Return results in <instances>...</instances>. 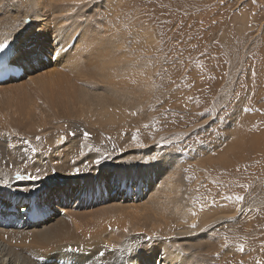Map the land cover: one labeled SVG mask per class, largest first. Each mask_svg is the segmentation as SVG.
I'll return each instance as SVG.
<instances>
[{
  "label": "bare ground",
  "instance_id": "bare-ground-1",
  "mask_svg": "<svg viewBox=\"0 0 264 264\" xmlns=\"http://www.w3.org/2000/svg\"><path fill=\"white\" fill-rule=\"evenodd\" d=\"M110 1L0 0V43L10 44L14 50L11 64L24 70L19 79L0 84V134L12 141L27 140L36 149L30 156L29 147L15 140L0 159V264H208L212 258L214 242L190 256L185 252L190 249L188 243L195 249L207 238L201 223L206 217L201 214L199 219L198 204L193 206L196 213L188 209L191 198L198 202L199 197L192 193L188 199V193L173 190V179L168 176L158 196L173 205L171 222L159 218L157 208V215H147L143 223L152 231L159 230L153 236L142 232L141 209L157 199L155 188L161 182L155 181L159 175L138 156L152 151L156 136L149 133L150 144L141 149L130 145L140 136L141 130L133 123L145 120L143 105L145 99L150 103L147 90L153 84L150 69H142L145 60L140 53L143 45L148 52L154 51L155 34L145 30L137 16V3L130 10L127 0ZM117 12L132 14L135 39L131 49L110 36V16ZM100 14L103 19L98 18ZM125 18L115 28L124 31L130 20ZM112 72H120L122 78L113 77ZM128 75L135 76L132 85L124 82ZM187 92L181 94L191 103L195 92ZM251 106L247 103L248 109ZM136 110L143 113L142 120L132 116ZM77 124L96 135V144L86 139L61 141L60 133ZM122 129L129 144H121L125 151L118 155L125 154L111 163L103 153L110 150L105 140L110 144V134ZM238 145L231 144L218 159L235 153L246 158L247 151ZM129 152L134 155H126ZM74 168H79L78 174ZM36 169H41L38 178L28 179L27 174L35 176ZM174 169L177 175L176 164ZM17 171L23 173L22 178H16ZM208 176L221 189L223 175ZM186 214L187 220L178 224L176 217L183 219ZM227 214V210L217 212L210 222H221ZM154 238L159 241L153 243ZM168 240H183L185 245L169 250L163 245ZM100 252L104 256L98 260Z\"/></svg>",
  "mask_w": 264,
  "mask_h": 264
},
{
  "label": "rangeland",
  "instance_id": "rangeland-1",
  "mask_svg": "<svg viewBox=\"0 0 264 264\" xmlns=\"http://www.w3.org/2000/svg\"><path fill=\"white\" fill-rule=\"evenodd\" d=\"M127 1L130 10L136 3L139 5L140 14L137 16L144 21L145 30L155 34L152 44L154 51L148 52L143 45L144 51L140 53L145 60L142 69H150L153 84L147 90L150 103L146 104L145 99L143 105L145 120L133 123L136 130H141L140 136H137L139 138L135 139V143L132 141L134 146L130 145L141 149L146 147L145 144H150L146 139L149 133L156 136L152 151L138 156L141 163L146 161L159 175L155 181L161 182L155 188L157 199L141 209L144 214L142 232L153 236L159 230L152 231L143 223L147 215H157V208L162 215L158 217L171 222L173 205L169 199L158 196L166 188L168 176L170 181L173 179V190L188 193V199L192 193L199 197L198 202L191 198L188 209L190 211L192 207L193 212H199H195L199 219L202 218L201 214L206 217L205 222L201 223L205 226L202 233L207 238L200 240L202 245L195 246V249H191V243H188L190 249H186L187 255L214 242L216 247L211 252L213 254L208 264H264V0ZM110 2L115 4L116 0ZM103 17L100 14L98 18ZM125 17L130 19L128 27L124 31L122 27L115 28L124 23ZM131 19V13L112 14V29L109 28L110 36L121 39L122 45L129 49L135 39L130 28ZM112 76L122 78L120 72H112ZM134 78L125 76L124 82L132 85ZM157 81L161 83L155 84ZM184 90L186 93L188 90L195 92L191 103L184 101ZM173 92L179 98H174ZM197 95L200 97L198 100ZM247 103L252 105L251 108L248 109ZM143 113L138 114L136 110L132 116L142 120ZM73 127L67 126L60 133L61 137L69 142H76L77 139L84 141L83 133L87 132L90 136L85 141L96 144V135L85 126L77 124V127ZM71 132L76 135H69ZM126 133L122 129L119 134H110V144L105 140L110 150L103 153L111 163L125 154L118 155L125 151V146L121 144H129L124 141ZM3 136L1 133L0 159L8 154L7 145H12L15 140L19 144L24 141L21 138L12 141L7 136L2 140ZM248 136L257 137L256 142ZM238 138L242 141L236 140ZM236 143L247 151L246 158L235 153L223 161L218 159L231 144ZM27 153L33 155L30 148ZM126 155L134 154L129 152ZM175 164L179 169L177 175L174 174ZM233 172L237 177L231 175ZM209 173L223 175L221 189L206 177ZM229 182L239 186H230ZM230 194L234 199L219 198L220 195L228 197ZM236 195L244 197L243 201H237ZM193 206L197 208H194L195 211ZM223 210L230 214L221 222H210L211 218L217 217L215 213ZM187 217V214L183 219L176 217V221L182 224ZM152 241L155 243L159 240L154 238ZM165 242L163 245L169 250L185 245L183 240ZM241 247L243 252L240 251Z\"/></svg>",
  "mask_w": 264,
  "mask_h": 264
},
{
  "label": "snow or ice",
  "instance_id": "snow-or-ice-1",
  "mask_svg": "<svg viewBox=\"0 0 264 264\" xmlns=\"http://www.w3.org/2000/svg\"><path fill=\"white\" fill-rule=\"evenodd\" d=\"M27 22H28V21L25 20V23H27ZM9 46H10V44H7V45H6V44H4V43H0V53L5 52V51L9 48ZM69 135H71V136H75L76 133H75V132H71V133H69ZM89 136H90L89 133H87V132L83 133V137H84V139H88ZM36 139L39 140L40 138L37 137ZM64 139H65V137H61V141H63ZM23 144L26 145V146H28L29 148H31V151H32L33 153H35L36 149L33 148V147L31 146V144H30L29 141L24 140V141H23ZM81 154H82V153H81ZM85 167H87V165H85ZM53 171H54V170H53ZM73 171H74V174H78V173H79V168H74ZM35 172H36V175H35V176H34L33 174H31V173H28V174H27V178H28V179H36V178H38V176H39V174H40V172H41V169H36ZM22 176H23V173H22L21 171H17V173H16V178H17V179H20V178H22ZM235 199H236L237 201H243L244 197L237 196V197H235ZM191 227H192V228H195L196 225L193 224V225H191ZM105 247H106V246H105ZM240 251H241V252L244 251L243 247L240 248ZM103 256H104V253H103V252H100L99 255H98V257H97V259L99 260V258H101V257H103Z\"/></svg>",
  "mask_w": 264,
  "mask_h": 264
}]
</instances>
